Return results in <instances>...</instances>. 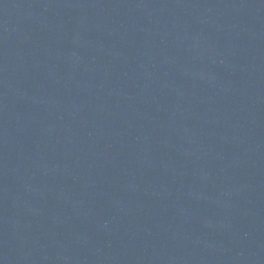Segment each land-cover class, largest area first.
<instances>
[{
  "label": "water",
  "instance_id": "water-1",
  "mask_svg": "<svg viewBox=\"0 0 264 264\" xmlns=\"http://www.w3.org/2000/svg\"><path fill=\"white\" fill-rule=\"evenodd\" d=\"M0 264H264V0H0Z\"/></svg>",
  "mask_w": 264,
  "mask_h": 264
}]
</instances>
